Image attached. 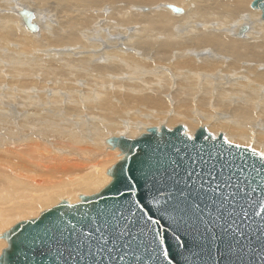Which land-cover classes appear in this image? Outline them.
I'll return each instance as SVG.
<instances>
[{
	"label": "bare ground",
	"instance_id": "6f19581e",
	"mask_svg": "<svg viewBox=\"0 0 264 264\" xmlns=\"http://www.w3.org/2000/svg\"><path fill=\"white\" fill-rule=\"evenodd\" d=\"M251 1L0 0V233L108 187L122 138L206 128L264 151V21ZM98 11L105 22L85 26Z\"/></svg>",
	"mask_w": 264,
	"mask_h": 264
},
{
	"label": "water",
	"instance_id": "95a60500",
	"mask_svg": "<svg viewBox=\"0 0 264 264\" xmlns=\"http://www.w3.org/2000/svg\"><path fill=\"white\" fill-rule=\"evenodd\" d=\"M169 8L177 15L183 13L173 5ZM250 8L261 12L264 21V0H254ZM19 15L31 33L39 31L33 12L24 9ZM247 31L248 27L242 26L236 36L244 37ZM185 133L186 129L178 126L160 133L151 130L135 140H117L116 146L127 157L115 167L108 187L75 207L57 206L44 211L38 219L18 224L11 231L12 237L29 241L36 237L38 246L45 227L52 222L65 231L70 230L71 224L76 225L77 231H88L96 222L91 218L103 211L115 213L119 223L126 225L135 238L133 247L140 258L136 264H170L172 257V264H264V224L260 217L242 213L239 206L228 203L230 197L223 204L219 200L213 203L214 197L186 199L187 192L180 191L185 188L186 177L176 167V162L195 157L201 150L205 154L210 150L213 154L222 153L237 165L254 160L259 163L258 158L252 157L251 148L224 143L222 135L213 139L206 128H200L195 139ZM138 198L151 208V221L148 213L140 210ZM165 236L166 241L161 239ZM169 246L170 255L166 258L163 249ZM50 262L51 257L46 264ZM57 264L62 261L58 259Z\"/></svg>",
	"mask_w": 264,
	"mask_h": 264
},
{
	"label": "snow or ice",
	"instance_id": "6c2138e0",
	"mask_svg": "<svg viewBox=\"0 0 264 264\" xmlns=\"http://www.w3.org/2000/svg\"><path fill=\"white\" fill-rule=\"evenodd\" d=\"M224 143L230 144L227 140ZM230 146L240 147L238 144ZM251 154L258 158L259 163L254 160L251 164L237 165L222 153L213 154L211 150L206 154L201 150L195 157L188 156L176 162V167L182 169L186 177L185 188L180 191H186V199L193 201L214 197L213 203L219 200L223 204L230 197L229 204L239 206L242 213L259 216L264 224V151L257 152L253 148ZM245 171L247 175H244ZM137 204L142 212L148 213L151 221V208L139 198ZM91 220L96 222L88 231H77L75 224L65 231L60 224L52 222L45 227V235L39 238L38 246L36 237L29 241L19 236L13 238L11 232L0 233V238L8 241L0 250V264H46L49 257L50 264H57L58 259L62 264H136L139 261L133 247L135 238L126 225L119 223L115 213L100 211ZM161 239L166 241L167 238ZM170 247L163 249L166 258L170 255ZM174 259L172 257V261Z\"/></svg>",
	"mask_w": 264,
	"mask_h": 264
},
{
	"label": "rangeland",
	"instance_id": "374dc122",
	"mask_svg": "<svg viewBox=\"0 0 264 264\" xmlns=\"http://www.w3.org/2000/svg\"><path fill=\"white\" fill-rule=\"evenodd\" d=\"M162 1V0H161ZM254 0H252L251 2H250V4L249 5H251V3L253 2ZM160 2V1H159ZM163 7H164V5H162ZM177 7H181V5H176ZM181 9L183 10V8L181 7ZM249 9L251 10V8H250V6H249ZM135 10L136 11H138V13H137V18H140V17H143V13L144 14H146V12H149L150 11V9H147V10H144V8H141V9H139V8H135ZM154 11H156L155 9H153ZM141 11V12H140ZM184 11V10H183ZM254 11H256V10H254ZM43 13H44V10H43ZM73 14V17H76V16H78L79 15V13L78 12H76V11H73L72 12ZM172 13L173 14H175L173 11H172ZM261 13V12H260ZM106 13H104V12H96V13H88L86 16H88L89 18L86 20V22H85V26H87L88 28H93V27H95V26H98V24H99V20H102V23H104L105 21H103V19H105L106 18V16L108 15V13L105 15ZM141 16H140V15ZM157 14H159V15H161V13H157ZM162 14H164V13H162ZM183 14V13H182ZM181 14V15H182ZM177 15V14H176ZM180 15V16H181ZM177 16H179V15H177ZM182 20V19H181ZM181 20L180 19H176V22L177 23H179V22H181ZM136 24H138V23H135V27H133V31L134 30H136L137 29V25ZM197 26L200 28V27H206V30H204L205 31V35L206 36H212L213 37V35H212V33L214 32L213 30H211V27H213V25H210V26H207L206 25V22L204 21V20H199L198 21V23H197ZM224 31V32H223ZM226 31L227 30H222L221 32L222 33H226ZM233 37H235L234 35H233ZM236 38V37H235ZM245 39V38H244ZM122 45V44H121ZM123 46V45H122ZM241 81V80H240ZM231 83H234V82H230L229 84H231ZM258 83V82H257ZM226 84H228V83H225V85ZM258 84H261V85H264V83H258ZM170 87L173 89V88H175L174 87V85L171 83L170 84ZM170 110H171V107H170ZM103 115H104V113H103ZM142 135H139V136H137L136 138H139V137H141ZM193 137H194V135H193ZM217 138H218V136H217ZM217 138H213V139H217ZM232 144H234V143H232ZM235 145H237V144H235ZM239 145V144H238ZM241 146V145H240ZM242 147H246V148H249V147H247V145L246 146H242ZM5 229H6V227H5ZM2 239V238H1Z\"/></svg>",
	"mask_w": 264,
	"mask_h": 264
}]
</instances>
